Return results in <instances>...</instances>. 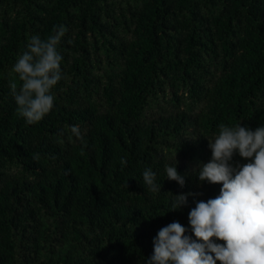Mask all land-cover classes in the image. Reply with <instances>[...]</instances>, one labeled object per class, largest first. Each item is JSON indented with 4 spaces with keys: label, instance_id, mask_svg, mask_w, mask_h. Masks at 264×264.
<instances>
[{
    "label": "trees",
    "instance_id": "trees-1",
    "mask_svg": "<svg viewBox=\"0 0 264 264\" xmlns=\"http://www.w3.org/2000/svg\"><path fill=\"white\" fill-rule=\"evenodd\" d=\"M59 24L63 78L30 125L13 66ZM239 122L264 125V0H0V264H145L173 221L195 239L188 213L222 185L180 161L192 159L182 136ZM175 161L183 188L166 179ZM146 167L160 193L144 185ZM169 192L202 195L169 211Z\"/></svg>",
    "mask_w": 264,
    "mask_h": 264
},
{
    "label": "clouds",
    "instance_id": "clouds-1",
    "mask_svg": "<svg viewBox=\"0 0 264 264\" xmlns=\"http://www.w3.org/2000/svg\"><path fill=\"white\" fill-rule=\"evenodd\" d=\"M66 32V26L59 24L47 37L32 35L13 66L20 84L10 82L9 88L18 114L27 124L40 122L53 109L52 89L63 78L59 45ZM70 131L86 143L79 126H71ZM208 147L212 157L206 164H197V175L200 182L222 185L219 196L194 201L188 220L195 239L185 235L186 228L178 221L161 228L145 264H264V125L252 130L241 122L232 126L221 123ZM236 154L247 162L234 161ZM33 158L39 160L40 154ZM120 163L126 165L127 158ZM176 163L165 166L166 179L183 188L185 178L177 172ZM142 177L149 191L161 192L162 184L151 167L143 170ZM169 194V211L186 206L189 196L202 195Z\"/></svg>",
    "mask_w": 264,
    "mask_h": 264
},
{
    "label": "rangeland",
    "instance_id": "rangeland-1",
    "mask_svg": "<svg viewBox=\"0 0 264 264\" xmlns=\"http://www.w3.org/2000/svg\"><path fill=\"white\" fill-rule=\"evenodd\" d=\"M200 105V103H199ZM148 114L154 113L155 110H153V107H148ZM197 108V107H196ZM196 108L194 111H196ZM183 141L187 143L188 145V154L192 155V159L189 158H182L180 161L182 163H185L189 166V170L192 171L198 170L197 164L201 163L202 156L203 157H209L211 159L212 152L210 148L208 147L209 142H211L214 139L213 135L203 134L196 131V128L194 126H189V129L185 132V134L182 136ZM172 157H176L177 153L173 149L171 151ZM181 157V156H180ZM201 157V159L199 158ZM199 159V160H198Z\"/></svg>",
    "mask_w": 264,
    "mask_h": 264
}]
</instances>
